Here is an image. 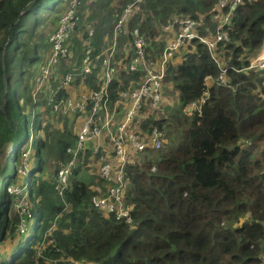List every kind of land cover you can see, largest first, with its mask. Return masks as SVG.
Masks as SVG:
<instances>
[{
  "label": "trees",
  "instance_id": "obj_1",
  "mask_svg": "<svg viewBox=\"0 0 264 264\" xmlns=\"http://www.w3.org/2000/svg\"><path fill=\"white\" fill-rule=\"evenodd\" d=\"M132 1L80 0L79 21L67 42L71 56L54 66L40 90L46 95L33 102L36 63L66 1L0 0V160L20 141L23 129L27 136V146L7 156L11 164L6 175L2 172L7 166L0 161L6 192L0 202V264H262L264 68L248 66L264 40V0H242L224 27L229 40L217 44L215 56L226 69L225 85L214 81L206 87L205 77L216 79L220 73L217 60L204 44L186 42L182 60L175 65L170 60L166 67L165 79L178 94L168 117L163 116L162 104L153 115H145L141 107L130 124L145 137L154 127L163 133L161 148L132 152L125 166L131 223L91 203L92 196L107 191L100 176L81 175L89 158L99 156L94 143H87L80 154L63 196L54 190L51 175L68 160L65 150L79 131H72L68 119L52 111L48 96H65V88L52 92L67 74L72 76L70 88L83 86L90 92L101 87V65L94 64L91 73L84 74L82 59L88 49L93 57L106 50L104 40L120 6ZM217 1L142 0L135 5L113 60L117 73L108 85L109 104L120 92L136 89L143 78L142 71L119 69L128 60L123 46L127 44L130 52L133 48L134 28L146 41L147 58H154L161 54L175 17H192L198 33L212 35L216 20L227 12L217 10ZM51 15L58 17L46 36L43 27L52 23L47 21ZM206 89L200 111L188 113L190 103ZM33 105L45 108L33 119L35 132L42 136L33 131L30 135ZM28 149V172L19 174ZM9 185L25 186L22 194L29 215L13 209L17 200L7 193ZM33 217L34 233L21 245L25 233L16 227L24 218L29 230Z\"/></svg>",
  "mask_w": 264,
  "mask_h": 264
},
{
  "label": "built area",
  "instance_id": "obj_2",
  "mask_svg": "<svg viewBox=\"0 0 264 264\" xmlns=\"http://www.w3.org/2000/svg\"><path fill=\"white\" fill-rule=\"evenodd\" d=\"M66 10L59 17L57 25L48 38L50 44V52L48 57L40 63L39 71L35 78L36 87L32 97L40 91L42 85L52 77L54 66L62 59L70 57V50L67 47V42L74 32V29L79 21L78 7L80 0H65ZM142 0H133L132 2H125L121 6L120 15L114 24V40L112 46L107 48L99 55L92 56L88 49L82 59V69L84 74L91 73L92 67L100 60L103 68L102 85L98 90L90 91L82 94L78 98H59L56 99L54 95L49 96L48 102L53 110L62 113H76L84 115V123L80 127L75 143L66 148L65 153L68 155V160L56 172L51 175L54 190L59 196H63L69 181V175L72 168L77 164L80 154L85 150L86 144L99 141L103 128L112 124V120H116L119 107H121L120 119L115 124L113 131L109 133V142L111 144V157L103 156V161L99 167V176L107 183V191L103 196L94 195L91 198V203L97 209L105 213H113L117 220L131 223L130 204L125 201V194L128 188V182L125 179L124 169L128 163L130 153L139 152L145 148L159 149L162 146V131L157 128H152L149 131L148 137L144 133L135 131L130 124L134 121L138 111L141 107H145L148 111L154 112L162 98V84L166 75V67L169 61L174 56L177 49L182 47L186 42L197 40L204 44L211 57L217 60L215 56V49L219 42L228 41L224 27L229 24L231 20V13L241 4L242 0H218L216 8L219 12L226 9L227 12L216 21V26L212 37L201 35L197 32L198 25L192 17H175L171 26L175 27L174 35L168 40L161 54L156 58H147L145 48L146 41L140 34L137 28L132 30L133 36V53L127 63V69L132 71H142L143 78L136 89L124 90L120 92L117 99L113 102V107L108 110V85L112 81L116 73V67L112 62L113 46L115 44L116 36L121 32L123 25L130 17L135 5L141 3ZM92 32L89 31V34ZM220 67V73L216 79L211 76H206L204 82L208 78L213 79L217 84H226L224 79L225 67L216 61ZM249 68H264V40L256 57L250 61ZM72 80L71 74L64 76L54 93L60 89L67 87ZM206 87H208L206 85ZM208 96V91H204L197 101L190 103L188 113L193 110L200 111L201 105ZM104 109V122L101 125L99 116ZM99 149L96 146L95 152ZM30 149L25 153L23 160V168L18 169V172L27 174V157ZM7 193L16 197V202L13 209L20 214L29 215L28 202L25 199V186L9 185L6 188ZM16 230L24 234L27 231L24 218L18 223Z\"/></svg>",
  "mask_w": 264,
  "mask_h": 264
},
{
  "label": "crops",
  "instance_id": "obj_3",
  "mask_svg": "<svg viewBox=\"0 0 264 264\" xmlns=\"http://www.w3.org/2000/svg\"><path fill=\"white\" fill-rule=\"evenodd\" d=\"M125 3V2H124ZM123 3V4H124ZM120 11H121V6H120ZM120 15V14H119ZM115 21H116V19H115ZM115 21H114V23H113V27H112V32H111V34H110V36H107L106 38H105V48L104 49H107V48H110L111 46H112V43H113V40H114V24H115ZM127 23V22H126ZM126 23L123 25V27H122V30H121V32L116 36V38H115V44H114V46H113V56H112V62H113V60H114V57H115V55H116V53H117V51H118V47H119V41H120V35H121V33L122 32H124L123 31V28H124V26L126 25ZM56 25V24H55ZM175 27H172L171 25H170V34H169V37L167 38L168 40L174 35V32H175V29H174ZM89 31H91V32H93V29L91 28V27H89ZM169 33V32H168ZM92 34V33H91ZM90 34V35H91ZM213 35V34H212ZM212 35H209L208 37H212ZM204 36H206V35H204ZM48 36H47V43H48V45H49V50H48V54L46 55V56H44V58H43V56H41V59L36 63V72H34L35 74H36V76H37V74H38V71H39V65H40V63L41 62H43L47 57H48V55H49V52H50V44H49V42H48ZM168 40L165 42V45H166V43L168 42ZM165 45H164V47H165ZM163 47V48H164ZM123 49H124V52L126 53V54H128V60H127V62L125 63V65H124V68L126 69V67H127V63L129 62V60H130V57L132 56V53H133V48L131 49V52L130 51H128L129 49H128V46H127V44H125L124 46H123ZM70 50V49H69ZM163 50V49H162ZM162 52V51H161ZM258 53V52H257ZM176 55H177V53H176ZM257 55V54H256ZM70 56H71V51H70ZM158 57V56H157ZM174 57V56H173ZM172 57V59H171V63L173 64V65H175V64H178L179 62H180V57H179V55H177V56H175L174 58ZM256 56H254L250 61H252L254 58H255ZM154 58H156V57H154ZM119 60V59H118ZM119 61H121V60H119ZM173 61L175 62V63H173ZM96 64H100L101 65V63H100V60L99 61H97L96 62ZM113 64H114V62H113ZM102 67V66H101ZM102 72H103V68H102ZM116 73H117V69H116ZM115 73V74H116ZM114 74V75H115ZM36 76H35V78H36ZM114 77V76H113ZM97 78H99V74H98V76H97ZM100 78H102V73H101V76H100ZM36 83V82H35ZM214 83V80L213 79H211V78H208L207 80H206V82H205V84L209 87V86H211L212 84ZM81 86V85H80ZM166 87H168V88H171V84H170V82H167L165 85H163L162 84V88H163V90L166 88ZM57 88V87H56ZM66 90H68V91H66V93H65V96H63V97H60V98H65V97H71V98H78V97H80L82 94H86V93H88L87 91H86V89L83 87V86H81V88H82V90L79 88V87H76V88H70V84L67 86V87H64ZM130 88V87H129ZM35 90V89H34ZM41 90V89H40ZM57 92V91H56ZM56 92H55V94H56ZM163 92V91H162ZM33 93H34V91L32 92V94H31V96L33 95ZM43 93V95L45 96L46 94L43 92V91H38L37 93H36V95H35V97L33 98L32 97V100H33V102H36V99L41 95ZM52 93H54V91L52 92ZM52 95V94H51ZM51 95H49V96H51ZM48 96V97H49ZM47 97V98H48ZM56 99H59V98H57V97H55ZM177 99H178V94H177ZM20 102H22V100H20ZM47 104L49 105V106H51L50 104H49V102H48V100H47ZM113 103H111V104H109L108 103V110H111L112 109V107H113ZM52 107V106H51ZM43 109H45L42 105H33L32 106V108H30V126H29V131H30V135H31V131H33L34 132V135H35V133H37V135H39V136H42V132L40 131V132H35V122H33V119H34V116H35V114H36V112L38 111V110H43ZM52 111L54 112V113H56V114H59L60 115V113H62V112H56V111H54L53 110V108H52ZM42 112V111H41ZM121 113L123 114V112H122V109H121V107H119V109H118V112L115 114V115H117V119L116 120H112V124H110L108 127H104L103 128V132H102V135H101V137H100V139H99V141H93V142H91V143H94V145L95 144H99L101 147H102V150L103 151H105L104 150V148H106L107 150H108V147L107 146H105V145H103V138H104V136L108 139V144L109 145H111L110 144V142H109V133L111 132V131H113L114 130V128H115V124L117 123V121L120 119V117H121ZM63 115V117H66L67 119H68V121H67V123H69V125H70V128L72 129V131H74V132H78L79 130H80V127L83 125V123H84V115H78V114H76V113H62ZM104 118H105V115H104V109H102V111H101V115L99 116V122H100V124L102 125L103 124V122H104ZM61 127V126H60ZM76 141V140H75ZM75 143V142H74ZM10 152L12 151V145H10ZM29 148V147H28ZM95 150H96V147H94V154H96V153H99L100 152V150L98 149V151L97 152H95ZM109 154V153H108ZM106 155V154H104V156L105 157H111V155H112V152L109 154V155ZM79 160V159H78ZM78 163V162H77ZM77 165V164H76ZM75 165V166H76ZM72 171V170H71ZM71 174V173H70ZM105 182V181H104ZM106 184V185H105ZM106 186H107V183L105 182L104 183V187H105V189H106ZM100 190L99 189H97V192H99Z\"/></svg>",
  "mask_w": 264,
  "mask_h": 264
},
{
  "label": "rangeland",
  "instance_id": "obj_4",
  "mask_svg": "<svg viewBox=\"0 0 264 264\" xmlns=\"http://www.w3.org/2000/svg\"><path fill=\"white\" fill-rule=\"evenodd\" d=\"M57 17L58 16H56V17H53L52 15L51 16H49L48 18H47V21H52V23L50 24V25H48V26H45V27H43V28H45L44 29V34L47 36V34H49L50 32H51V30H53V28L55 27V24H56V20H57ZM83 18V17H82ZM54 19H55V22H54ZM217 21V20H216ZM54 22V23H53ZM85 24H86V22H84L83 20H82V25L84 26V29H85ZM169 29H170V27H169ZM168 37H166L165 38V41H167L168 39H167ZM44 44H45V42H44ZM185 45V44H184ZM183 45V46H184ZM180 47L179 49H177V55H179V57H180V61L182 60V55L183 54H181V53H183V50H184V47ZM48 50H49V45H48V43L46 42V45L44 46V48L42 49V52H41V56H43V58H44V56H46L47 54H48ZM79 52V49L76 51V54ZM176 52H175V54H174V57L175 56H177L176 55ZM72 53H73V51H72ZM173 57V58H174ZM173 63H175L174 61H173ZM124 65L125 64H123V65H121V66H119V69H124ZM167 82H170V81H167L166 79H164V82H163V85H165ZM170 84H171V88H168V87H166L165 89H164V91L162 92V98H161V102H160V105L162 104V106H161V109H162V111H163V116L165 117H168V115H169V109L171 108V107H173L175 104H176V101H177V90L175 89V87H174V85H173V83L172 82H170ZM149 113H152V112H150V111H148L147 109H146V111H145V115H148ZM62 113H60V115L58 116L60 119H62ZM152 115H153V113H152ZM55 128V127H54ZM56 130V129H55ZM55 135H57V134H55ZM26 130L25 129H23L22 130V132H21V139H20V141H18L17 143H14L13 145H12V153H13V151H14V149L15 148H17L18 146H21L22 148H25L26 146H27V142H26ZM36 137V136H35ZM34 137V138H35ZM36 139V138H35ZM165 140V139H164ZM53 141V139L51 138L50 140H49V142H52ZM167 141V140H166ZM103 145H105V146H107L108 147V150L106 149V148H104V150L105 151H101V149H102V147L99 145V144H95L94 145V147H96V146H98L99 147V150H100V152H99V156L98 157H96L95 159H90L89 158V160H88V162H87V165L86 166H83V172L81 173V175H84V177L86 176V174L90 177V176H96V177H99V167H100V165H101V163H102V161H103V156H104V154H110L111 153V145H109L108 144V139L106 138V139H104L103 140ZM8 153H11L10 152V146L4 151V154L1 156V162H4L3 163V165H2V167H5V166H7L4 170H3V172H2V174L3 175H6L7 174V172L9 171V169H8V166L11 164V159H9L7 156L9 155ZM8 154V155H7ZM108 154V155H109ZM12 155V154H11ZM10 155V156H11ZM19 174H22V173H20L19 172ZM100 178V177H99ZM1 180V179H0ZM19 181H20V177H19ZM96 181H97V179H96ZM5 198H6V192H5V186H4V183L2 182H0V202L1 201H3V200H5ZM35 223H36V217H33L32 218V221H31V225H30V228H29V230H27L26 232H25V234L23 235V238H22V241H21V245H23L24 243H25V241L27 240V238L29 237V236H31V235H33V233H34V228H35ZM1 225H2V222H0V227H1ZM262 264H264V253H262Z\"/></svg>",
  "mask_w": 264,
  "mask_h": 264
},
{
  "label": "water",
  "instance_id": "obj_5",
  "mask_svg": "<svg viewBox=\"0 0 264 264\" xmlns=\"http://www.w3.org/2000/svg\"><path fill=\"white\" fill-rule=\"evenodd\" d=\"M10 148H11V147H10ZM8 154H10V153H8ZM8 154H7V155H8Z\"/></svg>",
  "mask_w": 264,
  "mask_h": 264
}]
</instances>
